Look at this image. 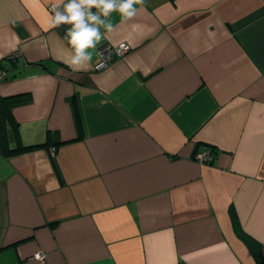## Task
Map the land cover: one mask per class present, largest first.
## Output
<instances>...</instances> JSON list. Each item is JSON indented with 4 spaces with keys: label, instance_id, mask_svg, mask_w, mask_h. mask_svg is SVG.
Masks as SVG:
<instances>
[{
    "label": "crops",
    "instance_id": "1",
    "mask_svg": "<svg viewBox=\"0 0 264 264\" xmlns=\"http://www.w3.org/2000/svg\"><path fill=\"white\" fill-rule=\"evenodd\" d=\"M54 2L0 0V94L29 93L19 135L49 140L0 152V264H259L230 209L264 259V0L114 11L78 72Z\"/></svg>",
    "mask_w": 264,
    "mask_h": 264
},
{
    "label": "clouds",
    "instance_id": "2",
    "mask_svg": "<svg viewBox=\"0 0 264 264\" xmlns=\"http://www.w3.org/2000/svg\"><path fill=\"white\" fill-rule=\"evenodd\" d=\"M145 0H55L51 5L54 13L51 19V27H59L69 24L66 39L73 49L70 57L65 61L73 72L86 71L91 64L97 44L105 37L100 31L105 28L107 33L115 31L114 25L108 20L111 13L118 11L121 15V23L133 19L138 9L136 5L143 6ZM63 4V10L60 6ZM93 9H96L93 12ZM91 50V51H90ZM103 65H98L102 67ZM41 259L40 254H36Z\"/></svg>",
    "mask_w": 264,
    "mask_h": 264
},
{
    "label": "trees",
    "instance_id": "3",
    "mask_svg": "<svg viewBox=\"0 0 264 264\" xmlns=\"http://www.w3.org/2000/svg\"><path fill=\"white\" fill-rule=\"evenodd\" d=\"M11 57L14 58V54H12ZM0 66L4 67V65H2V60H0ZM29 96V93L0 94V152L4 157H10L15 154L48 146L49 144L48 139L43 141H24L19 135L18 122L13 115L12 105L29 99ZM77 118L79 121V128L81 129V121L79 117ZM210 150L213 152L212 148H210ZM230 216L235 232L247 242L257 262L259 264H264V259L261 256L260 242L244 230L234 208L230 209Z\"/></svg>",
    "mask_w": 264,
    "mask_h": 264
},
{
    "label": "built area",
    "instance_id": "4",
    "mask_svg": "<svg viewBox=\"0 0 264 264\" xmlns=\"http://www.w3.org/2000/svg\"><path fill=\"white\" fill-rule=\"evenodd\" d=\"M51 5L49 8L51 9ZM129 50V45L125 42L119 43L117 46H113L109 43H104L99 47V58L96 61L94 68L101 69L108 66L111 61L119 56L124 55ZM98 65H103L102 67H98ZM5 74V71L0 70V78H2ZM195 157L200 161H211L213 159V152L205 148L203 150H197L195 152ZM37 254V253H36ZM40 257H42V253H39Z\"/></svg>",
    "mask_w": 264,
    "mask_h": 264
}]
</instances>
